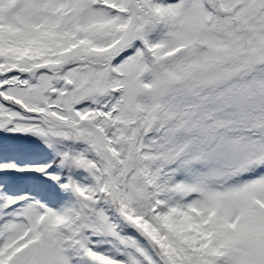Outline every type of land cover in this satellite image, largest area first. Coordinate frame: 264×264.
<instances>
[{
  "label": "snow or ice",
  "instance_id": "6c2138e0",
  "mask_svg": "<svg viewBox=\"0 0 264 264\" xmlns=\"http://www.w3.org/2000/svg\"><path fill=\"white\" fill-rule=\"evenodd\" d=\"M0 264H264V0H0Z\"/></svg>",
  "mask_w": 264,
  "mask_h": 264
}]
</instances>
